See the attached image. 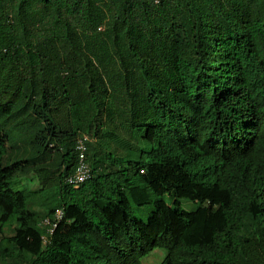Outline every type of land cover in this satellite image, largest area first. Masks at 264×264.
Returning a JSON list of instances; mask_svg holds the SVG:
<instances>
[{"label": "trees", "instance_id": "obj_1", "mask_svg": "<svg viewBox=\"0 0 264 264\" xmlns=\"http://www.w3.org/2000/svg\"><path fill=\"white\" fill-rule=\"evenodd\" d=\"M156 248L264 264V0H0V264Z\"/></svg>", "mask_w": 264, "mask_h": 264}, {"label": "built area", "instance_id": "obj_2", "mask_svg": "<svg viewBox=\"0 0 264 264\" xmlns=\"http://www.w3.org/2000/svg\"><path fill=\"white\" fill-rule=\"evenodd\" d=\"M89 138L87 136H83L78 140L77 143V151L79 156L78 165L76 168L75 173L67 177V182L74 187H78L80 184L85 182L87 179L90 178L92 174V170L90 165L87 162V143ZM64 211L59 209L56 211L53 217H47L43 221V225L46 227L47 235L43 237L45 243L49 241V236L54 233L56 228L58 227L59 223L63 219Z\"/></svg>", "mask_w": 264, "mask_h": 264}, {"label": "rangeland", "instance_id": "obj_3", "mask_svg": "<svg viewBox=\"0 0 264 264\" xmlns=\"http://www.w3.org/2000/svg\"><path fill=\"white\" fill-rule=\"evenodd\" d=\"M180 206L188 211H193L196 208V203L188 198H182L180 202ZM135 215L139 218L146 220L148 216L147 206H143L142 208L135 207L133 209ZM167 254L166 249L164 248H156L150 254L146 255L142 259V264H161Z\"/></svg>", "mask_w": 264, "mask_h": 264}, {"label": "clouds", "instance_id": "obj_4", "mask_svg": "<svg viewBox=\"0 0 264 264\" xmlns=\"http://www.w3.org/2000/svg\"><path fill=\"white\" fill-rule=\"evenodd\" d=\"M83 136H87L88 138H89V141H88V143H87V147L89 146V143H92L93 141H94V139L93 138H91L88 134H85V133H82L80 136H79V138H78V140L81 138V137H83ZM78 140H77V143H78ZM76 149H77V144H76ZM87 154H88V150H87ZM88 157V156H87ZM89 164V163H88ZM90 165V164H89ZM77 168V167H76ZM90 168H91V166H90ZM91 170H92V168H91ZM76 171V170H75ZM75 173V172H74ZM72 175V174H71ZM68 176H70V175H68ZM67 180V179H66ZM57 210H59V209H57ZM56 210V211H57ZM63 210V209H62ZM56 211H55V213H56ZM64 211V210H63ZM55 213L53 214V216L55 215ZM53 216H51V217H53ZM50 217V216H49ZM64 217V216H63ZM47 218V217H46ZM45 220V219H44ZM43 220V221H44ZM62 221V220H61ZM60 224V223H59ZM59 226V225H58ZM58 228V227H57ZM56 228V229H57ZM55 232V231H54ZM53 235V234H52ZM45 236V235H44ZM43 236V237H44ZM51 236V235H50Z\"/></svg>", "mask_w": 264, "mask_h": 264}]
</instances>
